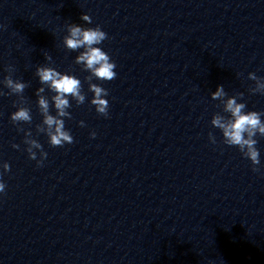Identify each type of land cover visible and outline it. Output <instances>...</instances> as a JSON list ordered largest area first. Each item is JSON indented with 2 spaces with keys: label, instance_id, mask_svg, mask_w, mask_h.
Returning <instances> with one entry per match:
<instances>
[{
  "label": "clouds",
  "instance_id": "9594fccd",
  "mask_svg": "<svg viewBox=\"0 0 264 264\" xmlns=\"http://www.w3.org/2000/svg\"><path fill=\"white\" fill-rule=\"evenodd\" d=\"M81 20L91 23V18L87 14L81 15ZM108 39L107 33L104 32L99 25L96 27H82L79 25H69L67 35L63 38L64 46L70 51L83 49L75 58V63L82 65L83 69L88 71L85 79L88 82L89 91L93 93V98L90 103L95 107L96 112L104 117L108 116L109 101L105 99L108 96V90L104 87L93 83V79L101 81H111L116 78V64L110 56L97 46ZM49 60L50 56H46ZM9 75L4 77V87L9 89L7 93L0 91V95H16L23 97V93L28 85L20 80H14L11 73L14 68L10 65L7 68ZM36 75L39 78L41 85H46L47 89L54 93L49 98L44 95V87H40L36 91L38 97L37 105L42 122L36 125L37 133H44L48 137V143L51 147H63L65 144L74 142L70 131L65 128V119H71V113L68 111L72 107L69 97L76 102L77 105H82L86 101V94L82 91L81 80L74 75L61 73L51 66H40L36 70ZM248 79L255 82V86L251 88V93L264 94V78L258 77L255 73L250 72ZM227 97V99H225ZM243 93H238L233 96H228L224 87L218 86L216 91L211 94L213 100L223 101L222 114L217 112L211 119V125L221 131L223 143L228 146H235L241 154L250 160L253 165V171H259L256 167L260 165V152L257 149V135L264 137V120L261 119L264 113L258 111H246V104L238 102V98H242ZM51 101V105H50ZM54 105L56 114H50V106ZM17 110L11 113L10 119L13 124H31L32 115L31 109L22 104H14ZM84 126V122H80ZM24 132L23 127L18 128ZM93 138L96 133L93 131L90 134ZM209 140L216 143V138L212 133H209ZM23 143L27 145L25 149L29 159L36 160L37 166L42 167L44 160L47 158V152L43 150L41 143L32 137V132L29 130L25 133ZM13 148L19 149L18 144H13ZM39 150V159H37V151ZM4 172H9L10 165L3 163ZM3 173H0L2 177ZM6 189L5 183L0 179V193H4Z\"/></svg>",
  "mask_w": 264,
  "mask_h": 264
}]
</instances>
